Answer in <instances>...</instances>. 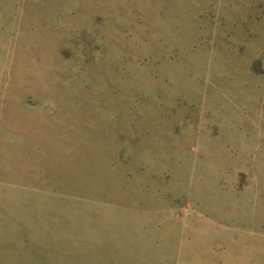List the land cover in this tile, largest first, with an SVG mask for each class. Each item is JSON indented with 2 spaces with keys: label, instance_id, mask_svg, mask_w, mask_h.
Instances as JSON below:
<instances>
[{
  "label": "rangeland",
  "instance_id": "374dc122",
  "mask_svg": "<svg viewBox=\"0 0 264 264\" xmlns=\"http://www.w3.org/2000/svg\"><path fill=\"white\" fill-rule=\"evenodd\" d=\"M0 264H264V0H0Z\"/></svg>",
  "mask_w": 264,
  "mask_h": 264
}]
</instances>
